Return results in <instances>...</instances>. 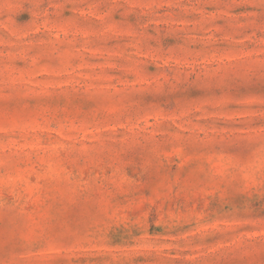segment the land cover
<instances>
[{
	"label": "rangeland",
	"instance_id": "rangeland-1",
	"mask_svg": "<svg viewBox=\"0 0 264 264\" xmlns=\"http://www.w3.org/2000/svg\"><path fill=\"white\" fill-rule=\"evenodd\" d=\"M0 264H264V0H0Z\"/></svg>",
	"mask_w": 264,
	"mask_h": 264
}]
</instances>
